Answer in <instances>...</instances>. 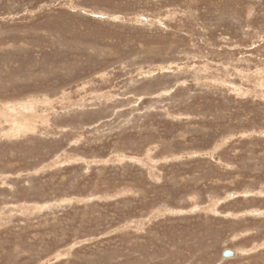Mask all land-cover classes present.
<instances>
[{"label": "rangeland", "instance_id": "374dc122", "mask_svg": "<svg viewBox=\"0 0 264 264\" xmlns=\"http://www.w3.org/2000/svg\"><path fill=\"white\" fill-rule=\"evenodd\" d=\"M0 264H264V0H0Z\"/></svg>", "mask_w": 264, "mask_h": 264}, {"label": "water", "instance_id": "95a60500", "mask_svg": "<svg viewBox=\"0 0 264 264\" xmlns=\"http://www.w3.org/2000/svg\"><path fill=\"white\" fill-rule=\"evenodd\" d=\"M234 255H235V252L232 251V250H226V251L224 252V256H225V257H233Z\"/></svg>", "mask_w": 264, "mask_h": 264}, {"label": "bare ground", "instance_id": "6f19581e", "mask_svg": "<svg viewBox=\"0 0 264 264\" xmlns=\"http://www.w3.org/2000/svg\"><path fill=\"white\" fill-rule=\"evenodd\" d=\"M236 254H237V253L235 252V255H234L233 257H235V256H236Z\"/></svg>", "mask_w": 264, "mask_h": 264}]
</instances>
